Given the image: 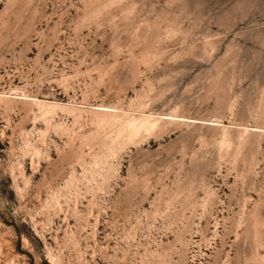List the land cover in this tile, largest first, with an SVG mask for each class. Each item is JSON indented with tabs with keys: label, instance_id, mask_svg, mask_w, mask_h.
I'll return each instance as SVG.
<instances>
[{
	"label": "rangeland",
	"instance_id": "374dc122",
	"mask_svg": "<svg viewBox=\"0 0 264 264\" xmlns=\"http://www.w3.org/2000/svg\"><path fill=\"white\" fill-rule=\"evenodd\" d=\"M0 264H264V0H0Z\"/></svg>",
	"mask_w": 264,
	"mask_h": 264
}]
</instances>
